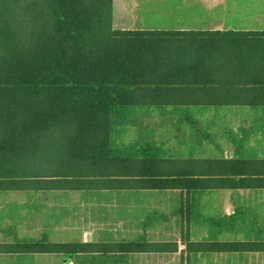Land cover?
Returning <instances> with one entry per match:
<instances>
[{
    "label": "trees",
    "instance_id": "1",
    "mask_svg": "<svg viewBox=\"0 0 264 264\" xmlns=\"http://www.w3.org/2000/svg\"><path fill=\"white\" fill-rule=\"evenodd\" d=\"M147 106L264 107V31L115 30L112 0H0V191L264 189V159L115 156L114 111ZM154 247L6 243L0 253ZM188 251L264 253V241Z\"/></svg>",
    "mask_w": 264,
    "mask_h": 264
},
{
    "label": "crops",
    "instance_id": "2",
    "mask_svg": "<svg viewBox=\"0 0 264 264\" xmlns=\"http://www.w3.org/2000/svg\"><path fill=\"white\" fill-rule=\"evenodd\" d=\"M136 20L151 23H128ZM112 27L115 30L264 31V0H112ZM115 116L111 146L118 151L117 157L264 159V107H126ZM38 193L60 199L53 203L51 200L48 205H35L27 200ZM69 193L106 197L100 204L82 206L94 214L95 229L85 230L87 239H68V206L61 196ZM249 195L264 196V189L0 191V244L141 242L157 246L153 250L124 254L0 253V264L264 261L263 252L188 251V245L193 242L264 241L259 237L230 240L212 237L214 230L219 234L224 230L226 234L233 228L264 229V200L252 203L255 200ZM103 228L110 232H101Z\"/></svg>",
    "mask_w": 264,
    "mask_h": 264
},
{
    "label": "rangeland",
    "instance_id": "3",
    "mask_svg": "<svg viewBox=\"0 0 264 264\" xmlns=\"http://www.w3.org/2000/svg\"><path fill=\"white\" fill-rule=\"evenodd\" d=\"M116 23L117 22H115V24H114V28L117 27ZM128 23H131L133 25H138V24H147L148 25L149 23H151V21L136 20V21H130ZM120 109H122V108L116 109L114 111V113H113L114 118L117 117L115 115H118V112ZM113 125H114V121H113ZM117 153H118V151H116L114 149L113 154L116 155ZM94 196L95 197H93L91 195H83L81 193H69V194L61 196V198L66 201V204L68 206V214H67V216H68V223H67L68 228L67 229H68V239L69 240L75 241V240H79V239L80 240L81 239H87V237H88L87 232L88 231L85 232V230H88L89 228H94L93 227L94 223L92 221V217L94 216V214L91 211L87 212L84 210V208H82L83 205H89V204L93 205V204H95V202H98V204H100L99 201L104 200L106 198L105 196H97V194ZM249 196H251L250 198L252 200H255V202L253 201L252 203H258V201L264 200V196H261V197H257L255 195L254 196L249 195ZM59 199H60V197H58V196L44 195V194L42 195V194L38 193L34 197H29L27 200H29L30 203L32 202L35 205H40V204L41 205L42 204L48 205L51 203V200H53L52 201V203H53V202H57L55 200H59ZM78 205L81 207H78ZM102 231H109V229L106 230L103 228L101 230V232ZM217 232H218L217 230H214L212 237L221 236L222 238L226 237L229 240L235 239V238L236 239H241V238L252 239V238H257V237H259L261 239L264 238V229L263 228H261V229L252 228V227L248 228V229L233 228L232 230L231 229L227 230L226 234H224V230H221V234H219V232L218 233ZM94 263H95V261H94ZM100 263H101V261L97 262V264H100ZM250 263H252V264H264V261L259 260L257 262L256 260H253V261H250ZM81 264H84V263L82 262ZM88 264H91V262H88Z\"/></svg>",
    "mask_w": 264,
    "mask_h": 264
}]
</instances>
